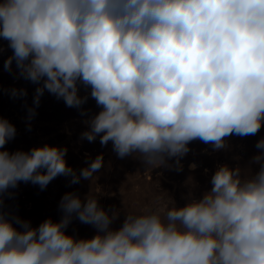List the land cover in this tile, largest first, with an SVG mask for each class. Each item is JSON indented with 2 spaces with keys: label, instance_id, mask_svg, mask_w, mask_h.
<instances>
[{
  "label": "clouds",
  "instance_id": "clouds-1",
  "mask_svg": "<svg viewBox=\"0 0 264 264\" xmlns=\"http://www.w3.org/2000/svg\"><path fill=\"white\" fill-rule=\"evenodd\" d=\"M0 41L11 50L4 71L15 65L17 79L36 85L29 130L47 92L86 117L81 140L99 138L147 169L183 171L192 142L218 152L264 126V0H0ZM89 99L98 111L84 107ZM16 135L0 116V264H264V137L246 169L217 165L210 187L181 206H146L115 226L118 209L72 191L59 220L33 226L6 205L12 190L91 181L104 155L77 171L66 146L9 151ZM73 221L95 234H70Z\"/></svg>",
  "mask_w": 264,
  "mask_h": 264
},
{
  "label": "rangeland",
  "instance_id": "rangeland-1",
  "mask_svg": "<svg viewBox=\"0 0 264 264\" xmlns=\"http://www.w3.org/2000/svg\"><path fill=\"white\" fill-rule=\"evenodd\" d=\"M0 46L5 49L0 53V116L7 118L17 129L15 139L5 147L9 151H27L44 144L66 146L67 163L77 171L87 165L89 157L95 158L100 153L104 155V167L91 181L81 180L78 184H70L69 177L59 176L44 190L38 185L23 182L12 190L15 195L12 199H6V205L23 219L30 220L33 226L39 225L48 217L59 220L61 213L58 204L61 197L72 191L78 192L81 197L92 193L99 197L104 208L111 206L118 209L121 218L115 226L122 223L124 214L139 213L146 206H170L173 200L181 206L185 203L182 197L188 194L199 196L210 187V177L217 165L239 163L242 169H246L248 160L258 152L255 144L264 137V126L254 136H231L227 138L229 148L218 152H213L210 145L194 141L189 145L191 151L181 161L183 171L147 169L139 160L131 157L117 158L111 144L102 147L99 138L92 143L81 140L80 134L86 130L83 123L86 117L81 116L77 109L66 107L62 100H57L47 92L42 96L39 105L43 109V115L37 112L31 120L29 130L25 105L32 106L36 85L17 79L15 65L12 74L4 71V60L11 55V50L7 48L6 41H0ZM13 87L26 88L27 97L12 98L7 90ZM81 94H84L83 89ZM84 107L92 112L98 111L91 99ZM205 149H208L207 153ZM237 156L241 157L239 161L233 159ZM191 163L198 165L194 171L189 169ZM205 168L209 170L207 175L204 173ZM67 231L70 234L75 232L80 237H91L95 234L90 225L81 224L79 221H73Z\"/></svg>",
  "mask_w": 264,
  "mask_h": 264
},
{
  "label": "bare ground",
  "instance_id": "bare-ground-1",
  "mask_svg": "<svg viewBox=\"0 0 264 264\" xmlns=\"http://www.w3.org/2000/svg\"><path fill=\"white\" fill-rule=\"evenodd\" d=\"M43 109H42V107L41 106H39L37 109H36V112H38L40 115H43Z\"/></svg>",
  "mask_w": 264,
  "mask_h": 264
}]
</instances>
